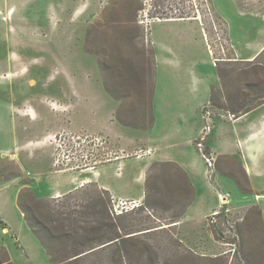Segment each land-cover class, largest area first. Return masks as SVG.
Segmentation results:
<instances>
[{"label": "rangeland", "instance_id": "1", "mask_svg": "<svg viewBox=\"0 0 264 264\" xmlns=\"http://www.w3.org/2000/svg\"><path fill=\"white\" fill-rule=\"evenodd\" d=\"M207 8L223 30V52ZM162 30L184 34L171 37L177 52L199 64L202 85L208 80L194 114L150 113L152 96L164 101L151 54ZM263 41L264 0H0V264H264V107L244 114L264 97V52L247 61ZM207 102L233 115L217 117L208 137L216 157L209 176L195 146ZM104 122L137 129L125 137L138 146L154 138L156 156L163 137L175 143L178 124L190 139L174 156L194 175L158 158L129 163L125 172L140 178L128 176L120 196L143 207L121 216L110 215V194L96 183L54 197L64 174L51 173L43 137L60 127L102 133ZM154 125L155 135L146 132Z\"/></svg>", "mask_w": 264, "mask_h": 264}, {"label": "crops", "instance_id": "2", "mask_svg": "<svg viewBox=\"0 0 264 264\" xmlns=\"http://www.w3.org/2000/svg\"><path fill=\"white\" fill-rule=\"evenodd\" d=\"M171 21H175V20H171ZM174 35H180V36L182 35L183 37L184 34L181 33L180 31H177L176 33H174L171 30H162L159 32L158 35H156V37H153L154 40L151 45V54H152L153 66H154V72H153L154 73L153 74L154 89L160 92L161 100H164L163 104H159L157 102L158 101L157 96H152L151 98L152 112L150 113L154 116L165 113V112H161V110L163 111L167 110V114L169 115L183 116V115H188V114H194L197 108L201 105V103L205 102L206 98L208 97V93H209L208 80L206 79L205 81L204 79L205 81L204 85H202L201 83L202 79L199 76V71L197 70V68L199 67V64L191 60H188L187 62H184L182 60L181 56L177 52V48L180 45L178 44L175 45V43L173 44L174 40H172L171 38ZM204 42H205V39H204ZM263 49H264V41L256 48V50L252 51L250 54L247 55V61H253ZM234 54L237 60L239 61L240 59L238 56L240 54L236 50L234 51ZM185 79L186 81L182 82ZM187 79L189 80L188 82H187ZM171 80L174 81V88H175L173 90L174 92L173 91L167 92L166 90L161 88L159 82L171 81ZM262 107H264V105H262ZM50 108L54 110L51 107V105H50ZM54 111L57 112L56 110ZM21 112H23V116H27V117L29 116V118L32 119V115L30 114L29 109L23 108ZM198 123H199V127H198L197 134H199V130L201 128L200 115H199ZM99 130L102 133L105 132V133L112 135L116 139V142L113 143L112 140L111 142L116 146L123 147L129 150L143 146V147H149L155 150L154 138H149L146 144L138 146L137 143L140 140H137L133 136L132 138L125 137L126 135L125 132H127L128 130L132 132L138 131L135 128L131 127L130 129L127 130V129L120 127L119 129V127H117L115 123L109 124L107 122H104V124L100 125ZM146 132H148L151 135H155L158 132V128L154 125L150 130ZM173 133L175 136L174 144H172V142L169 143L167 141L168 137L167 139L165 137H163L162 139L164 140V142L166 141V143H164L166 144L165 145L166 149L164 153L156 156L155 151H154L152 156L148 158H144V159H139V160H146V163L144 165L148 164L149 162H152L154 158H158L159 160H162L165 162H173L181 168V170L188 176V178H190V176L194 175L193 169L184 160L178 158L179 154H177L176 157L174 156L175 153L177 152L179 153L180 149L187 147V142L190 139V133L186 129H182V127H180L178 124H176V128L174 129ZM45 137H43V139ZM43 139L41 143L45 144ZM241 139H243V136H241ZM120 141L122 142L119 143ZM161 144L164 146L163 143ZM133 161H135V159L127 160L122 163V169H121L120 175H117L116 165H104V166L99 167L95 172H92V173L91 172L56 173V174H62V175L64 174V175L60 179L59 184L55 185L52 188L53 192H55L53 196L58 197L59 196L58 193H60L62 190H67V191L76 190L85 185L96 183L98 184L100 189L108 192L110 195H113L115 197L125 198V197L120 196V194L122 193L121 183L125 182V180H127L126 178L130 175L131 176L137 175L136 177L140 178L139 173L134 174L133 172L132 174H129L125 172V169L128 166H130L129 163ZM144 165H142V167ZM51 173L55 174L53 172Z\"/></svg>", "mask_w": 264, "mask_h": 264}, {"label": "built area", "instance_id": "3", "mask_svg": "<svg viewBox=\"0 0 264 264\" xmlns=\"http://www.w3.org/2000/svg\"><path fill=\"white\" fill-rule=\"evenodd\" d=\"M251 0H245L249 3ZM253 1V0H252ZM208 15L211 20V27L214 33V42L219 45L221 52H223V43H225L223 30L220 29L213 22L210 13V8H207ZM165 20H173V18H164ZM159 17L155 20L163 21ZM196 19L199 20L197 17ZM144 26V33L148 30L149 20L145 15V21H139ZM201 25V24H200ZM203 30V29H202ZM145 37V42H149L148 36ZM205 43L208 51L212 55V66L221 61L218 57L213 58V50L208 42L206 31L203 33ZM54 110H62L57 107L55 103L50 104ZM62 110L61 112H64ZM221 114L213 108L210 102H207L201 109V128L199 130L198 138L196 139V149L207 167L208 176L215 172V155L212 150L207 149L206 143L209 135L213 131L214 122L217 117L232 119L233 115L228 112ZM44 143L51 149V169L53 173H85L95 172L99 167L104 165H116L117 175L121 174L122 163L127 160L144 159L152 156L154 153L152 148L137 147L133 149H126L114 145L107 135L102 133H82L74 131L69 127H60L57 131L47 135ZM143 207V203L137 199H125L109 196L108 211L111 216H121Z\"/></svg>", "mask_w": 264, "mask_h": 264}, {"label": "trees", "instance_id": "4", "mask_svg": "<svg viewBox=\"0 0 264 264\" xmlns=\"http://www.w3.org/2000/svg\"><path fill=\"white\" fill-rule=\"evenodd\" d=\"M264 52V49L262 50V52L255 58V59H257L262 53ZM254 59V60H255ZM262 105H264V97H262L261 99H260V101H259V103L258 104H256V105H252L251 107H248L245 111H244V114H246V113H248V112H250L251 110H253V109H255V108H257V107H259V106H262ZM108 209V208H107ZM117 239V237L115 238V239H113V240H109V241H107V243H115L114 241ZM110 244V245H111ZM86 252H83V253H81V254H85ZM81 254H79V255H81ZM79 255H77V256H79ZM79 258V257H78ZM78 258H75V259H73V260H71L70 262H75Z\"/></svg>", "mask_w": 264, "mask_h": 264}, {"label": "bare ground", "instance_id": "5", "mask_svg": "<svg viewBox=\"0 0 264 264\" xmlns=\"http://www.w3.org/2000/svg\"><path fill=\"white\" fill-rule=\"evenodd\" d=\"M243 145V144H242Z\"/></svg>", "mask_w": 264, "mask_h": 264}]
</instances>
